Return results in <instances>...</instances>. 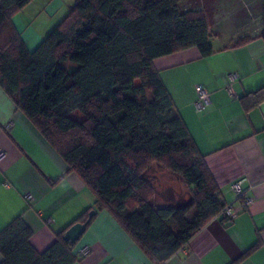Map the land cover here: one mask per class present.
Returning <instances> with one entry per match:
<instances>
[{
  "label": "trees",
  "instance_id": "obj_1",
  "mask_svg": "<svg viewBox=\"0 0 264 264\" xmlns=\"http://www.w3.org/2000/svg\"><path fill=\"white\" fill-rule=\"evenodd\" d=\"M31 1L0 0V88L84 182L95 208L43 252L18 216L0 232V264H74L77 242L63 235L95 209L106 210L151 264H165L227 205L154 65L189 49L210 56L206 14L180 12V3L195 0H75L29 50L12 17ZM255 38L264 29L233 46ZM152 163L184 181L187 202L154 203L145 178Z\"/></svg>",
  "mask_w": 264,
  "mask_h": 264
},
{
  "label": "crops",
  "instance_id": "obj_2",
  "mask_svg": "<svg viewBox=\"0 0 264 264\" xmlns=\"http://www.w3.org/2000/svg\"><path fill=\"white\" fill-rule=\"evenodd\" d=\"M37 1L12 17L18 32L22 20L24 28L31 26L30 9ZM210 42L213 53L208 57L189 49L157 59L154 65L205 157L221 200L238 214L231 223L211 219L165 264H230L239 259L236 264H264V38L230 47ZM229 74L235 76L232 83ZM198 85L210 98L200 114L194 109ZM8 124L12 127L6 132ZM0 151V232L22 216L33 232L32 247L43 252L55 234L95 208L84 182L67 172L61 157L1 88ZM237 182L243 199L233 189ZM95 211L77 242L74 264H151L106 210ZM82 250L87 252L83 256Z\"/></svg>",
  "mask_w": 264,
  "mask_h": 264
},
{
  "label": "rangeland",
  "instance_id": "obj_3",
  "mask_svg": "<svg viewBox=\"0 0 264 264\" xmlns=\"http://www.w3.org/2000/svg\"><path fill=\"white\" fill-rule=\"evenodd\" d=\"M74 1L38 0L36 8L31 7L34 14L30 20L31 26L24 28L25 20H22L23 26L18 32L29 50H34L46 38L65 17ZM179 10L181 13L186 10L203 11L210 24V39L217 40L219 47H230L240 40L256 37L264 29L262 0L186 1L179 4ZM145 178L155 192L154 203L158 206H170L177 201L187 202L190 199L191 189L161 164L152 163L146 170Z\"/></svg>",
  "mask_w": 264,
  "mask_h": 264
},
{
  "label": "built area",
  "instance_id": "obj_4",
  "mask_svg": "<svg viewBox=\"0 0 264 264\" xmlns=\"http://www.w3.org/2000/svg\"><path fill=\"white\" fill-rule=\"evenodd\" d=\"M234 79H235L234 74H229L227 76V80L229 83H232ZM195 91H196L197 98L194 102V109L196 113L200 114L206 110L207 106L210 103V98L206 90L201 85L196 86ZM227 92L230 95L234 94L230 87L227 88ZM11 127H12V124H8L5 126L4 129L6 132H9ZM2 156H3V152L0 151V158ZM233 189L237 195V198L243 199L245 193L241 188V182L235 183L233 186ZM27 199L30 200L31 198L27 197ZM245 203L247 204V199L245 200ZM237 214H238V211L236 209H234L231 205H226L224 210L218 216H216L215 219L222 218L225 221H227V223H230L236 217ZM80 253H81L80 255L83 256L87 252L86 250H82Z\"/></svg>",
  "mask_w": 264,
  "mask_h": 264
},
{
  "label": "water",
  "instance_id": "obj_5",
  "mask_svg": "<svg viewBox=\"0 0 264 264\" xmlns=\"http://www.w3.org/2000/svg\"><path fill=\"white\" fill-rule=\"evenodd\" d=\"M95 215V212L92 211L88 214V217L83 223H76L72 225L63 235V240L69 242L70 244H75L79 241L81 236L84 234L87 225L90 223L91 218Z\"/></svg>",
  "mask_w": 264,
  "mask_h": 264
}]
</instances>
